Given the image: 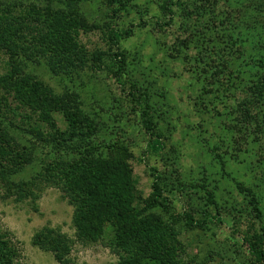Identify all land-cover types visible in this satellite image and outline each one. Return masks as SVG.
<instances>
[{
    "label": "trees",
    "instance_id": "16d2710c",
    "mask_svg": "<svg viewBox=\"0 0 264 264\" xmlns=\"http://www.w3.org/2000/svg\"><path fill=\"white\" fill-rule=\"evenodd\" d=\"M77 1L66 0L62 10L48 4L41 6L40 0L0 3V57L3 64L0 73V186L6 196L13 197L16 202L34 203L47 187L59 190L72 207L71 221L76 239L95 243L102 239L108 228L111 232L109 245L118 257L117 264H184L182 255L186 243L179 236L184 235L185 229L210 232L215 224H224L225 217L230 223L236 218L230 207L222 212L217 206L212 189L200 185L204 194L202 199L207 201L205 206L211 205L214 213L208 211L202 201L200 203V194L185 184L180 172V150L156 127L147 92L142 89L139 94L135 91L128 95L135 104L141 105L138 108L147 139L145 152L159 157L163 166L162 170L148 167L150 193L141 197L133 182L129 163L132 154L126 143L112 137L103 145L96 143L98 123L88 111L81 109L83 105L79 103L78 92L66 89L56 94L26 69L28 64L37 63L51 76L73 81L85 69L98 67L109 57L113 59L110 69L114 64L116 66L110 73L123 88L121 79L126 60L119 50V43L131 36L135 25L116 29L111 21L89 22L78 12ZM106 1L117 6L113 15L130 2ZM197 3L198 9L205 11L207 7L203 3L200 5L201 1ZM175 7L187 21L189 11L183 0H164L160 5L164 17L154 21L159 32L174 25ZM216 7H208V18L193 25L198 33L204 31L201 28L212 31L205 38H197H200V46L207 45L206 38L216 37L219 41L214 45L219 43V53H223L207 57L195 50L191 56L196 62L195 74L202 83L203 92L194 99L193 110L202 115L213 113L214 121L210 125L217 143L210 152L218 160L219 168L230 161L238 165L263 164L264 84L249 86L250 82L245 80L244 84L248 85L245 88L241 79L226 76L231 73L227 61H237L242 54L241 40L231 31L234 29L239 33V26L229 20L227 12ZM195 16L198 17V13ZM142 25L146 24L137 26ZM183 25L179 26L182 28L177 41L179 47L190 50L189 47L195 44L199 46L197 42L192 45V41L186 43L185 38L180 39ZM91 32L101 34L108 45L107 52H88L79 43L80 33ZM261 76L264 79V74ZM208 106L211 108L207 111ZM216 106L219 109L214 110ZM55 114L61 116L63 128L57 124ZM25 136L33 137V140L25 139V144ZM34 149H49L51 159L42 162L40 171L29 181H16L18 173L34 162ZM53 153L58 156L52 157ZM238 187L248 198L255 218L260 220L257 191L251 192L241 183ZM174 202L179 205V210L175 209ZM232 231L238 234L235 225ZM237 238L242 240L252 258L251 264H264V226L260 227L259 233L250 225ZM31 242L38 249L50 252L58 264H69L72 241L59 230L43 227L33 234ZM16 256L9 234L0 231V264H13Z\"/></svg>",
    "mask_w": 264,
    "mask_h": 264
},
{
    "label": "rangeland",
    "instance_id": "374dc122",
    "mask_svg": "<svg viewBox=\"0 0 264 264\" xmlns=\"http://www.w3.org/2000/svg\"><path fill=\"white\" fill-rule=\"evenodd\" d=\"M31 1L35 2L0 0V3ZM129 1L127 7L115 15L113 11L117 6L106 0L76 2L78 12L89 22L111 21L116 29H124L130 24L135 25L131 36L120 40L119 43V50L126 60V70L121 79L123 88L110 73L116 70V66L114 64L110 69L113 59L109 57L98 67L85 69L80 77L73 78V81L69 78L57 79L51 76L37 63L28 64L26 69L28 73L38 76L56 94L66 89L78 92L79 103L83 105L81 109L84 112L88 111L98 123L94 137L96 143L103 145L111 137L126 143L132 154L129 163L132 167L133 182L136 192L141 197H146L150 193L151 178L148 167L162 170L163 166L159 157L145 152L147 139L138 108L141 105L135 104L128 95L129 92L135 91H137L135 94H139L144 89L149 97L156 127L164 138L170 140L173 146L177 145L180 150V172L185 184L189 185L193 192L200 194L198 198L200 203L202 201L204 207L207 206V210L214 213L213 207L205 206L207 201L202 199L204 194L200 185H206L208 189H212L214 202L222 208V212H226L224 209L230 207L236 218V221L230 223L229 218L225 217V223L215 224L210 232L185 229L184 235L179 236V239L186 243V250L182 255L183 263L251 264L252 258L242 245V240L237 237L247 231L250 225L259 233L260 227L264 226V158L261 159L263 164L256 162L238 165L230 161L223 168H219L218 160L210 152L211 147L217 143L210 125L214 121L213 113L202 115L193 110L194 99L203 95V92L202 83L195 74L196 62L191 56L195 54V50L207 57H212L216 53L223 54L219 53L218 47L221 45L219 43L214 45L219 41L216 37L206 38L207 45L200 46V38H197L210 35L212 33L209 31L210 28H201L204 30L201 33L205 34L198 33L194 28L201 19L204 21L208 18V7L217 6L228 13L232 23L239 26V33L234 29L231 31L241 40L239 45L242 54H239L240 58H236L237 61H227L228 66H231V73L226 76L241 79V84L247 80L250 82L249 86L264 84L261 76L264 74V0H205V3L203 0H183L189 11L187 21L179 8L175 7L174 25L161 32L154 25V21L164 17L160 9L164 0ZM199 1L200 5L203 3L204 7H207L205 11L203 8L198 9ZM65 3L66 0H40L39 5L48 4L53 9L62 10ZM196 13L198 17L195 16ZM141 23L146 25L137 26ZM181 24H184V30L180 39L185 38L186 43L192 41V45L197 42L199 46L195 44L189 47L192 48L190 50L179 47L177 41L182 29L179 28ZM78 41L88 52L109 50L98 32L80 33ZM209 44L213 45L212 49ZM185 51L187 53H184ZM2 66L0 57V73ZM244 87H248L247 83ZM210 108L211 106H208L207 111ZM216 109L219 107L216 106L214 110ZM54 117L59 127L63 128L61 116L55 114ZM25 139L31 141L33 137H23L27 144ZM34 151V162L18 173L16 181H29L40 171L42 162L51 159L49 149ZM53 156L58 155L53 153ZM239 183L251 192L257 191L262 216L260 220L256 219L254 212L251 211L248 198L238 187ZM174 206L175 209H180L177 202H174ZM33 207L36 208L35 211ZM71 218L72 207L55 188H44L39 198L32 203L16 202L13 197L6 196L0 186V231L9 234L16 248L17 256L13 264H58L50 252L32 245L33 234L43 227L59 230L72 241L69 264H117L118 257L109 245L110 230L107 228L102 239L95 243L80 242L76 239ZM234 225L238 231L237 235L232 231Z\"/></svg>",
    "mask_w": 264,
    "mask_h": 264
}]
</instances>
